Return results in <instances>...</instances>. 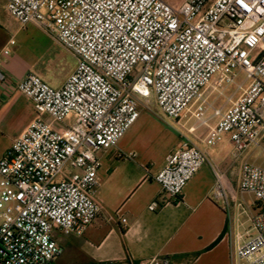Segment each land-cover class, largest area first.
Masks as SVG:
<instances>
[{"label": "built area", "instance_id": "built-area-1", "mask_svg": "<svg viewBox=\"0 0 264 264\" xmlns=\"http://www.w3.org/2000/svg\"><path fill=\"white\" fill-rule=\"evenodd\" d=\"M171 1L5 0L15 20L39 27L77 63L59 87L35 72L16 83L37 116L0 159V264H53L63 248L54 230L84 233L102 212L98 155L118 146L141 107H151L152 95L172 119L191 112L204 125L210 108L219 116L205 143L229 134L241 159L239 192L253 193L261 204L252 216L255 234L232 252V261L264 264V166L247 157L264 146V0ZM16 42L11 37L0 49V82L10 76ZM241 72L242 94L226 111L213 107L206 90L222 94ZM45 113L65 124L74 119L55 129L41 118ZM166 157L155 179L178 198L207 152L184 138ZM221 178L218 173V196L225 194ZM141 264L188 263L158 255Z\"/></svg>", "mask_w": 264, "mask_h": 264}, {"label": "crops", "instance_id": "crops-1", "mask_svg": "<svg viewBox=\"0 0 264 264\" xmlns=\"http://www.w3.org/2000/svg\"><path fill=\"white\" fill-rule=\"evenodd\" d=\"M6 7L5 0H0V49L11 37L17 42L7 65L10 76L0 82V159L37 116L32 100L17 90V81L30 72L47 81L55 79L38 68L37 60L24 44L29 38L28 28L39 30L40 37L44 31L34 24L22 26ZM242 92L243 89H236L224 104L215 105L213 99L220 93L206 90L213 107L223 111ZM213 112V108L208 110V122L204 125H199L191 112L179 120L172 119L161 112L152 95L151 107H141L139 118L118 146L99 153L101 183L96 200L102 212L80 235L54 230L53 237L63 248L53 264H141L158 255L188 264H234L232 252L255 234L252 216L261 204L253 193L239 192L241 159L236 157L229 134L215 145H206L204 139L219 119ZM41 118L55 129L66 127L50 114H42ZM184 138L205 149L208 161L187 183L180 197L173 198L163 192L155 176L165 165L166 156L178 149ZM129 152L134 156L120 157ZM247 154L250 161L264 166V146ZM218 173L225 191L219 196ZM154 201L159 204L152 210L150 205Z\"/></svg>", "mask_w": 264, "mask_h": 264}, {"label": "rangeland", "instance_id": "rangeland-1", "mask_svg": "<svg viewBox=\"0 0 264 264\" xmlns=\"http://www.w3.org/2000/svg\"><path fill=\"white\" fill-rule=\"evenodd\" d=\"M177 1L180 0H173L171 2L176 3ZM27 33L29 34V38L24 44L32 53L33 58L37 60L38 68L51 78H55L52 81H47L50 85L53 87L58 86L62 79L74 69L77 62L76 57L45 32H43L44 34L41 33L40 37L39 30L31 27L28 28ZM245 77V73L241 72L235 84L225 89L223 94L216 93V98L213 99V103L215 105L224 104L227 101V97L237 89L238 83H242ZM245 83L247 84V82ZM73 119L72 115L68 117L66 124H70Z\"/></svg>", "mask_w": 264, "mask_h": 264}]
</instances>
